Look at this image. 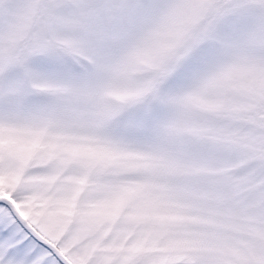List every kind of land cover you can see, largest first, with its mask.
<instances>
[{
    "label": "snow or ice",
    "instance_id": "snow-or-ice-1",
    "mask_svg": "<svg viewBox=\"0 0 264 264\" xmlns=\"http://www.w3.org/2000/svg\"><path fill=\"white\" fill-rule=\"evenodd\" d=\"M0 264H264V0H0Z\"/></svg>",
    "mask_w": 264,
    "mask_h": 264
}]
</instances>
